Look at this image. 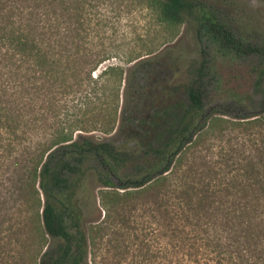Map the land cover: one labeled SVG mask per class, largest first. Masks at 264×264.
<instances>
[{"label":"trees","instance_id":"16d2710c","mask_svg":"<svg viewBox=\"0 0 264 264\" xmlns=\"http://www.w3.org/2000/svg\"><path fill=\"white\" fill-rule=\"evenodd\" d=\"M21 1L0 0V236L28 221L38 264H86L91 180L108 211L119 191L175 201L155 264H264V43L210 0H157L162 23L195 26V58L165 49L96 74L114 43L90 38L79 6L73 28L56 12L69 0L33 5L25 22ZM209 137L231 144L219 167L175 179Z\"/></svg>","mask_w":264,"mask_h":264},{"label":"rangeland","instance_id":"374dc122","mask_svg":"<svg viewBox=\"0 0 264 264\" xmlns=\"http://www.w3.org/2000/svg\"><path fill=\"white\" fill-rule=\"evenodd\" d=\"M157 3V0H69L64 6L58 3L56 12L61 15V8H68L75 28V17H80L78 13L82 11L85 24L91 28L90 38L96 41L99 38L93 36H100L106 45L114 43L111 56L116 59L103 63L96 74L109 65L123 66L120 59L130 55H155L165 49L173 55H182L189 62L196 56L195 26L189 21L179 26L162 23L158 18ZM33 5L39 6L41 15L50 10L47 0L22 2L23 22L28 20L27 14ZM210 5L221 11L243 37L253 35L255 43H264V0H210ZM78 6L80 12L76 11ZM59 15L56 18L61 20ZM38 20L43 22L45 16ZM229 146L227 137H209L197 148L187 151L183 166L175 171V179L182 177L191 165L200 171L204 170L200 166L203 163L207 169L218 168L219 165H213L218 161L216 155ZM204 148L210 151L206 152ZM192 178L188 179V186L197 187V183L190 182L194 180ZM104 192L106 189L91 180L85 188L88 204L85 231L89 243L86 264H155L162 260L163 253L158 252L165 246L169 229L168 205L175 201L166 195L157 197L151 190L130 195L119 191L117 199L110 202L114 209L108 211L102 207ZM26 224L12 232L6 225V233L0 236V264H38L42 239L30 222Z\"/></svg>","mask_w":264,"mask_h":264}]
</instances>
